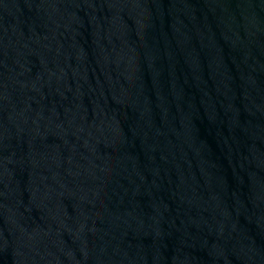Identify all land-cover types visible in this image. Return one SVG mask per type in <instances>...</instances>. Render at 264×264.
Wrapping results in <instances>:
<instances>
[{"label":"water","instance_id":"water-1","mask_svg":"<svg viewBox=\"0 0 264 264\" xmlns=\"http://www.w3.org/2000/svg\"><path fill=\"white\" fill-rule=\"evenodd\" d=\"M0 264H264V0H0Z\"/></svg>","mask_w":264,"mask_h":264}]
</instances>
